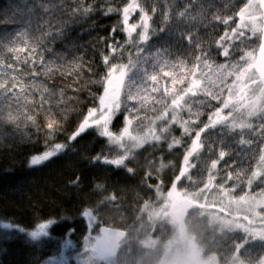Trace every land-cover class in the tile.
I'll return each mask as SVG.
<instances>
[{
  "label": "trees",
  "instance_id": "trees-1",
  "mask_svg": "<svg viewBox=\"0 0 264 264\" xmlns=\"http://www.w3.org/2000/svg\"><path fill=\"white\" fill-rule=\"evenodd\" d=\"M50 2L53 11L45 15L37 7L36 17L28 26L31 43L42 37L37 46L36 64V70L41 74L34 78L24 76L27 84L34 85L27 101L24 98L19 101L9 98L0 102V111L4 114L0 122V264H44L49 256L58 255L64 249L65 240L69 239L72 247L66 249L67 254L82 256L89 225H92L93 235L98 234L101 226L126 233L118 255L110 259L112 264H159L163 257L162 244L177 237V226L163 208L165 196L171 189L188 194L199 203L208 189L205 199L207 208L198 203L200 207L193 209L186 219L185 230L186 234L196 239L203 257H214L219 264H231L236 255L245 264H258L264 254V240H253L238 230L220 229L205 217V213L201 214L209 209L207 201L220 205L224 198L222 192L238 199L253 196L264 188L261 181L248 184L252 171L260 166L264 135L244 131L243 138L251 140V145H241L238 130L231 132L218 126L211 130L210 135H202L205 147L190 159V164L195 167L183 177H180L183 157L193 137L182 135L177 124L171 125L160 141L130 152L124 165L104 163L105 157L118 158L123 152L102 137L98 130L91 127L75 140L70 137L78 130L88 110L99 105V97L103 95V78L107 72L103 55L109 54L108 45L123 44L127 39L119 28L121 12L105 15V9H122L128 0H82L84 6L91 5L93 8L86 15L80 12L72 14L77 6L74 0ZM17 3L18 0H0V14H11ZM33 3L34 0H28L29 5ZM184 3L185 0H177V7L182 8ZM246 3L247 0H201L202 18L193 31L200 37L203 49L210 53L209 61L214 67L219 64L244 67L246 65L241 56L257 51L259 35L248 36L246 30L244 37L224 42L225 45L231 43L229 56H223V49L217 47V41L225 31L230 32L238 23L236 13ZM146 7L151 15L150 0ZM159 8L162 10L163 5ZM214 14L232 16L233 20L224 25L212 20ZM139 15V12L134 14V23L139 21ZM41 16L54 26L51 29L53 35L37 31V24H42ZM17 19L20 22L14 25L0 24V32L23 30L26 18L18 16ZM150 24L159 33L160 11L153 16ZM183 27L181 25L175 30L172 37L163 33L155 35L149 44L153 48L169 47L172 53L170 60L183 59L191 67L193 54L186 50V44L181 47L175 38ZM113 28L117 29L115 33ZM126 49L123 62L127 60L128 51L132 50L130 45ZM193 53L199 55V49H194ZM41 55L45 65L39 63ZM45 66L52 71L45 73ZM20 67L25 72L30 70V65ZM168 81V77H162L161 87L170 88ZM233 81L234 77L228 78L223 95L216 100L203 95L197 97L206 102L200 108V127L207 123L208 116L217 108H222V100L227 98V88ZM45 88L53 95L50 104L41 106V96H47ZM253 91L256 94L254 88ZM164 99L170 102L171 98ZM49 110L57 121L54 130L47 128ZM162 111V106L157 105L153 109L149 103L145 109H140V119H135V113L122 105L112 119L110 130L121 132L125 117L139 124L140 130L144 129ZM9 112L13 115L11 122L8 120ZM29 115L34 121L25 119ZM180 115L188 118L187 112ZM247 122L257 130L259 125L264 124V120L258 117L249 118ZM174 139H179L181 143L170 149L168 145ZM56 143L66 147L42 164L30 166L32 156L42 154ZM225 145L229 154L219 161L216 169H211L212 160L218 159V153ZM210 174L213 178L209 177ZM85 210L91 213V223L83 216ZM50 220L54 223L48 229L49 235L32 241L27 233L35 230L39 223ZM4 223L14 227L6 229L2 227ZM20 228L24 231H19Z\"/></svg>",
  "mask_w": 264,
  "mask_h": 264
},
{
  "label": "snow or ice",
  "instance_id": "snow-or-ice-1",
  "mask_svg": "<svg viewBox=\"0 0 264 264\" xmlns=\"http://www.w3.org/2000/svg\"><path fill=\"white\" fill-rule=\"evenodd\" d=\"M76 7L72 10V14L77 12L88 14L93 11L91 5L84 6L82 0H74ZM148 0H128V3L122 9L108 7L105 9V15L115 11H120L122 20L119 28L126 34V41L121 44L117 42L115 45L109 44V54L103 55V62L107 66L106 75L103 78V95L99 97V108H91L88 110L87 115L80 123L78 130L70 137L75 140L81 133L91 127L100 129V135L106 137L114 144H120L125 148L123 155L118 158L108 159L104 158V163L121 166L125 164L128 159L130 148L126 147L122 141L127 137L131 142V148H141L145 144L152 141H160L163 133L169 131V127L173 124L179 125L182 128L184 135L191 136L194 131V136L191 140V145L183 157V167L180 170V177L188 174L190 168L195 167L190 164V159L199 154L204 149L205 143L202 140L203 134H211V130L216 129L218 126H223L231 132H237L241 135L239 143L241 145H251V140L243 138L245 129L250 133L264 135V124L259 125V129H254L251 123L240 122L236 123V118L233 112L237 111V105L247 111L248 117H258L264 120V39L259 46V56L257 57L254 52H247L241 56L244 67L236 65L219 64L215 67L209 61L210 53L203 49L200 43V37L193 31L201 21V13L203 12V5L201 0H185L182 8L177 7V0H150L151 2V15L146 7ZM163 5V9L159 5ZM27 7H24V6ZM42 10L45 15L53 11L50 0H34L32 5L28 4V0H18L17 6L14 11L9 14L7 12L0 14V24L14 25L20 21L18 16L25 17V28L19 31H5L0 32V102L6 99H13L19 101L30 94V89L34 87L32 84L25 82L24 76L29 75L35 77L41 73L37 72V55L38 44L40 39L37 38L36 43H31V35L28 31V26L32 25L33 18L36 17V8ZM254 9H259L261 13L262 23L256 24V17L252 14ZM157 11H160L161 27L159 33L151 28L150 22ZM139 12V21L130 23L132 15ZM239 22L235 27L231 28L230 32L225 31L224 36L217 41V47L223 49L222 55L229 56V48L231 43L225 45V41L238 40L245 36V30L256 35L259 31L264 36V0H247V3L241 7L236 13ZM42 24H37V31L42 32L44 35H53L51 29L54 27L49 20H44L43 16L39 18ZM213 21H219L224 25H228L232 16L222 17L221 15L214 14ZM175 21V23H173ZM179 31L176 36L177 43L183 47L187 46L186 50L193 54V62L191 67L183 59L176 61L170 60L172 55L169 47L161 46L153 48L149 41L153 36L161 33L166 36H174L175 30ZM113 28V33L116 32ZM59 32V28H57ZM131 46V51L127 53V60L123 62L124 53L127 50L126 46ZM194 49H199L200 54L195 55ZM27 53V55H24ZM39 63L45 65L43 56H39ZM30 65V70L25 72L20 66ZM187 69V71H185ZM50 67L45 66L44 72H51ZM162 74V75H161ZM258 76V82L255 78ZM162 77H168V83L171 87H161ZM229 77H234L233 86L227 88V98L222 100V108H217L211 115L208 116L207 123L202 127L199 126V116L201 115L200 108L205 106V101L198 100L197 97L203 95L216 100L224 93V88L227 86ZM255 85L259 88L260 96L257 103L256 100L248 102V93L253 91L251 86ZM44 92L47 96H41L40 105L50 104V98L53 93L45 88ZM159 94V96L154 95ZM63 96V92L60 93ZM235 96V99L233 97ZM165 97H170V102L165 100ZM209 100V103H210ZM151 103L153 109L155 106L160 105L163 108L161 114L155 119L149 121L150 127L146 131L141 129L143 134H133L130 127L133 124V119L125 117V127L118 135H113L109 131V123L113 116L121 109L122 105L126 110L135 113V119H140V109H145L146 105ZM224 109H230L227 115H222ZM187 112L188 118L184 119L180 113ZM3 112L0 111V122H2ZM25 119L34 121V118L29 115ZM47 128L54 130L57 121L51 115L49 110L47 114ZM8 120H13L11 112L8 114ZM157 121L164 123V126L157 132ZM143 120H141V124ZM181 143L179 139H174L169 143L168 147L171 149ZM66 145L56 143L51 145L48 150L42 154L34 155L30 159V166L40 165L49 160L51 157L57 155L64 150ZM225 145L218 153V159L212 160L210 168L216 169L220 160H223L228 151ZM211 150V144H209ZM96 159H100L97 157ZM261 167L251 173V179L248 180L249 186L254 179L264 176V149L261 151L259 157ZM132 172L131 168H128ZM178 177V179L180 178ZM210 178H213L210 174ZM231 178V177H229ZM243 199V197H242ZM83 216L91 223V213L85 210ZM53 221H47L36 225L35 230L27 233L32 241H38L42 237L49 235L48 229L53 224ZM6 229L13 228L14 225L10 223L2 224ZM19 231L23 232L24 229L20 228ZM264 238V237H262ZM64 249L72 247L71 240H65ZM62 264H67V260L61 255ZM45 264H55V258L46 261Z\"/></svg>",
  "mask_w": 264,
  "mask_h": 264
},
{
  "label": "rangeland",
  "instance_id": "rangeland-1",
  "mask_svg": "<svg viewBox=\"0 0 264 264\" xmlns=\"http://www.w3.org/2000/svg\"><path fill=\"white\" fill-rule=\"evenodd\" d=\"M253 2L256 3L257 0H253ZM134 14L132 15L130 19V23H134L133 22ZM252 14L256 17V24L260 25L261 24V13L259 9H254ZM236 20L239 22L238 17ZM259 34L260 32L258 31L256 35H259ZM248 36L252 37L254 35H252L251 32L248 31ZM257 82H258V79H257ZM249 85L251 86L252 89L253 88L255 89L256 94L254 93V91H249L248 102H250L251 100H256L257 103H260L258 99L260 96L259 88H257L255 85H251V81H249ZM232 86L233 84L230 87ZM233 99H235V96L233 97ZM97 108H99V105ZM237 108L238 110L233 112V116L236 118V123H240L242 121L245 123H248L247 121L249 120V118L251 119L253 118V117H248L247 111L243 108H240L239 105H237ZM229 111L230 109H224L222 112V115H227ZM111 122L112 120L109 123V131L112 132V130H110ZM162 124L164 126L163 122L157 121V124H156L157 132H159V129L161 128ZM139 126H140L139 124L133 123L132 126L130 127V131H132L134 135L143 134L140 128H138ZM150 126L151 125L146 126L143 130L146 131L147 128ZM92 128H95L100 133L99 128L97 127H92ZM244 131L247 132V129H245ZM121 132L119 133L112 132V133L113 135L118 136ZM180 133L184 135L182 128L180 129ZM108 142L112 145L118 146L119 149L124 154L125 148H122L120 144H114L109 140ZM122 143L126 147L131 149L130 152L140 149V148H131V142L128 141L127 137H125ZM260 167L261 165L258 168ZM257 181L259 182L261 181V183L262 182L264 183V176L258 179H254L252 183H257ZM207 196H208V189L205 191V197H200L201 200H199L200 201L199 203L195 201L194 198L190 197L188 194H182L178 192L177 190L171 189L170 192L165 196V201L163 203L165 207L163 208H165L164 210L166 212V215L171 217L170 215L167 214V210L169 209L168 207L173 202L180 201L182 199H190L197 204L199 203L200 205L205 206V199L207 198ZM222 196L224 198L220 201V205H217L212 200L206 202L209 209H205L208 211L207 214H206V211L204 212L206 214L205 217H207V219L212 224H217V226H219L220 229H224V230L228 229L232 231L238 230V231H241V233L243 232L245 235H247L248 238H251L253 240L263 241L264 238L262 237H264V188L259 193H256L253 196L246 195L245 197H243V199L242 197L238 199L237 198L233 199L224 192H222ZM173 222L177 226V237L175 236L174 238H171L170 240H168L166 243L162 244L163 257L159 264H219L216 258L214 257H206V258L203 257L197 245L196 239L192 238L185 232L180 231L174 219H173ZM91 230H92V225H89V232H88V235L84 239L85 246L82 250L84 255L81 256V254H79L78 256L76 255L75 257L74 255H68L66 252V249H63L62 251L58 253V255L49 256V258L46 261H49L55 258V264H62L61 255H63L64 259L67 260V264H98L99 260L96 254L92 251V246L94 244L93 242L97 240L98 234L93 235L91 233L92 232ZM150 246L153 247L154 244L151 242ZM112 259L113 258H111V260ZM111 260L107 259L105 260V262L103 261V264H112ZM231 264H245V263L240 261L238 257L235 255L234 260ZM258 264H264V254Z\"/></svg>",
  "mask_w": 264,
  "mask_h": 264
},
{
  "label": "water",
  "instance_id": "water-1",
  "mask_svg": "<svg viewBox=\"0 0 264 264\" xmlns=\"http://www.w3.org/2000/svg\"><path fill=\"white\" fill-rule=\"evenodd\" d=\"M262 23V20H261ZM259 46L264 39V36L260 33ZM259 46L255 55L259 56ZM198 205L190 199H182L180 201L173 202L168 208V215H170L174 221L177 223L180 231L185 232L186 230V217L188 213ZM100 237L93 242L92 251L96 254L98 260L103 262L107 259L114 258L120 250V245L126 236V233L121 230L110 229L102 227L100 229Z\"/></svg>",
  "mask_w": 264,
  "mask_h": 264
},
{
  "label": "bare ground",
  "instance_id": "bare-ground-1",
  "mask_svg": "<svg viewBox=\"0 0 264 264\" xmlns=\"http://www.w3.org/2000/svg\"><path fill=\"white\" fill-rule=\"evenodd\" d=\"M259 36H260V34H259ZM259 42H260V39H259ZM258 46H259V45H258ZM257 48H258V47H257ZM255 53H256V52H255ZM257 77H258V76H257ZM207 119H208V118H207ZM193 136H194V132L192 133V135H191L190 137H193ZM196 204H197V203H196ZM197 205H198V207H195V208H193V209H196V208H199V207H200L199 204H197ZM193 209H192V210H193ZM168 210H169V209H168ZM168 210H167V214H168ZM192 210H191V211H192ZM191 211H190V212H191ZM190 212H189V213H190ZM207 212H208V211L206 210V214H207ZM189 213H188L187 217L189 216ZM201 215H205L204 212H203V214H201ZM198 216H200V215L198 214ZM187 217H186V218H187ZM185 224H186V222H185ZM102 227L110 228V227H107V226H101V227L99 228L98 231H100V229H101ZM110 229H114V228H110ZM116 230H117V229H116ZM99 237H100V235H99V232H98V238H99ZM98 238H97V239H98ZM120 248H121V247H120ZM119 251H120V250H119ZM118 253H119V252H118ZM118 253H117V255H118ZM117 255H116V256H117Z\"/></svg>",
  "mask_w": 264,
  "mask_h": 264
}]
</instances>
